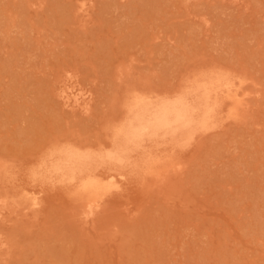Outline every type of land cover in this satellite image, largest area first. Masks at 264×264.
Wrapping results in <instances>:
<instances>
[{
	"label": "rangeland",
	"instance_id": "rangeland-1",
	"mask_svg": "<svg viewBox=\"0 0 264 264\" xmlns=\"http://www.w3.org/2000/svg\"><path fill=\"white\" fill-rule=\"evenodd\" d=\"M212 73L242 83L239 116L227 101L154 147L164 172H131L93 216L34 177L55 148H110L131 95ZM67 82L89 111L63 105ZM0 208V264H264V0H0Z\"/></svg>",
	"mask_w": 264,
	"mask_h": 264
},
{
	"label": "bare ground",
	"instance_id": "bare-ground-1",
	"mask_svg": "<svg viewBox=\"0 0 264 264\" xmlns=\"http://www.w3.org/2000/svg\"><path fill=\"white\" fill-rule=\"evenodd\" d=\"M86 7L85 3L81 5L82 10L88 11ZM67 83L70 84L65 83L60 93L63 105L87 112L89 92ZM241 84L235 86L231 78L212 73L194 79L183 92L172 97L154 99L152 95L135 93L126 105V117L113 129L110 148H55L38 164L33 175L43 182L67 185L86 206L84 215L93 216L104 197L120 190L131 172L137 173L141 168L156 176L164 172L165 163L170 159L157 156L154 153L156 147L161 144L174 147L189 144L198 131L211 129L217 123L216 117L227 101L233 104L228 111L229 116L238 117L245 100V93L239 90ZM163 164L166 167L162 170ZM103 166H109L104 174L100 172ZM38 194L35 191L29 194V208L35 209L40 205Z\"/></svg>",
	"mask_w": 264,
	"mask_h": 264
}]
</instances>
